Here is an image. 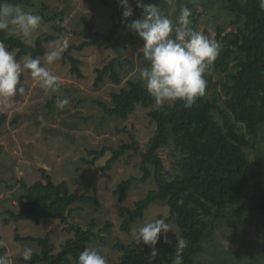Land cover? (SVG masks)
<instances>
[{
  "label": "trees",
  "instance_id": "16d2710c",
  "mask_svg": "<svg viewBox=\"0 0 264 264\" xmlns=\"http://www.w3.org/2000/svg\"><path fill=\"white\" fill-rule=\"evenodd\" d=\"M158 1L143 0V3L155 4ZM0 2L25 5L30 0ZM219 2L222 13L220 16L214 13V16L229 19L236 30L223 34L224 24L215 27L213 39L222 45V51L205 76V96L199 98L191 108H185L182 101L166 102L158 107L140 79L128 80L125 87L112 93L111 105L102 101H97V105L106 116L123 121L137 106L150 109L148 117L154 127L153 135L148 138L143 150H140L139 143L131 135V142H123L117 147L104 146L98 150H88L89 158L83 159L85 163L93 165L107 152H111V157L103 167L108 169L129 151L139 154L141 176L121 181L113 193L123 201L135 181L146 182L150 178H153L156 188L138 200L134 208H125L121 212V230L130 234L131 224L143 218L150 205L165 203L169 207L167 220H176L180 237L187 242L183 250V264H193L195 258L205 250V242L213 239L215 219L231 203L238 204V212L259 215L264 227V170L259 161L249 157V150L256 148L257 143L264 139V10L260 9L259 0ZM213 3L216 2H208L211 8H214ZM46 11L47 6L42 3L35 14L51 23L53 32L57 34L42 33L34 44H29L20 37L7 36L4 31H0V41L4 42L8 50L16 51L17 60L22 56H43L45 44L57 41L65 31L62 27L64 14H47ZM138 18H141V9L136 7L133 0V16L129 22ZM111 21V27L99 33L94 30L95 19L92 17L81 31L74 32L84 40L79 45L70 46L63 59L70 61V70L77 77H82V74L78 61L70 55L72 50L117 40L124 30L133 36L137 35L122 23V12L119 10L113 11ZM109 70L110 78L120 83L114 62H111L98 71L95 86L102 82ZM212 76L216 77L215 81H212ZM217 86L220 87L219 91ZM51 104L49 102V106ZM6 119V114L0 112V126ZM170 143L180 154L177 160L179 172L172 178L165 170L159 154V150ZM41 175L43 180L31 185L22 184L19 209L13 207L7 210L10 219L15 222L31 220L35 223H40L43 218L59 220L64 225L63 231L71 234V237L55 252L49 234L43 237L17 235V240L35 242L40 248L39 252H33L30 261L22 257L18 261L24 264H77L80 253L93 240L102 238L94 230V219L83 228L79 224L68 223L67 217L73 212L72 205L76 202L99 206L98 198L71 191L66 182L55 183L45 169H41ZM110 226L111 223L107 222L101 230L106 231ZM141 245L142 250L117 244L122 255L118 260L107 261V264H150L148 257L151 249ZM156 249L158 255L151 264H171L175 248L161 239ZM3 253L4 249L0 246V254Z\"/></svg>",
  "mask_w": 264,
  "mask_h": 264
},
{
  "label": "rangeland",
  "instance_id": "374dc122",
  "mask_svg": "<svg viewBox=\"0 0 264 264\" xmlns=\"http://www.w3.org/2000/svg\"><path fill=\"white\" fill-rule=\"evenodd\" d=\"M208 2L174 0L170 4L169 0H160L155 5L173 22L177 20L180 9L187 5L192 12L190 27L209 38H214L215 27L219 24L225 25L223 34L235 31L229 19L214 16V13H222L219 0H214V8ZM42 3L47 6V14L62 12L65 16L62 23L65 31L57 41L45 44L46 52L53 46L62 47L59 58L47 64L44 61L45 54L39 57L42 66L59 78L61 87L58 93L49 94L28 71H24L19 85L24 88V92L17 93L13 98L14 106L6 107V101L0 98V112L7 116L0 126V245L12 264H24L18 261L24 248L31 247L33 252H39L40 248L35 242L17 240V235L43 237L49 234L55 252L71 237V234L63 231L64 225L59 220L43 218L40 223H35L31 220L15 222L10 219L7 210L13 207L19 209L22 184L31 185L43 180L41 169H45L55 183L66 182L71 191L98 198L99 206L79 202L73 204L74 210L67 217V222L85 228L94 219V230L102 239L93 240L89 247H97L106 262L115 261L122 255L117 244L143 249L141 244L132 242L131 234L121 230V212L125 208H134L138 200L156 188V184L153 178L146 182L135 181L126 193L125 200L120 201L113 193L117 184L130 177L139 178L142 174L139 170V154L129 151L108 169L103 167L111 157V152H107L93 165L85 163L83 159L89 158L88 150H98L104 146L117 147L123 142H131V135L139 143L140 150H143L144 144L153 135L154 127L148 117L150 109L137 106L123 121L106 116L97 105V101L111 105L112 93L125 87L128 80L140 79V69L147 66V61L139 52L143 41L138 35L133 36L124 30L117 40L72 50L70 55L78 61L82 74L79 78L71 72L70 61L63 59L70 46L79 45L84 40L74 32L81 31L92 17L95 19L94 30L104 32L111 27L113 11L117 9L123 13L124 9L120 7L119 0H30L29 4L21 6L35 13ZM129 4L133 8V0H129ZM45 32L55 33L51 23L42 20L41 27L33 33L29 44H34L35 39ZM17 37L24 40L21 36ZM11 52L16 55V51ZM24 57L18 61L22 63ZM111 62H114L120 83L110 78L109 70L102 82L95 86L98 71ZM211 79L215 81L216 77L212 76ZM217 90H220L219 86ZM57 96L68 98L70 104L59 108L55 102ZM49 102H52L50 106ZM159 154L169 177H174L179 172L177 160L180 154L172 143L161 148ZM249 157L259 161L264 170V139L257 143L256 148L249 150ZM227 207L213 223L212 241L205 242V250L195 258L193 264H264V227L261 217L254 212H238V204L231 203ZM159 215L169 216V207L165 203L150 205L143 218L132 223L131 227L146 223L156 216L159 219ZM107 222L111 223L110 228L102 231ZM167 222L172 227L167 236L174 247L176 238L180 237V229L176 220Z\"/></svg>",
  "mask_w": 264,
  "mask_h": 264
},
{
  "label": "clouds",
  "instance_id": "9594fccd",
  "mask_svg": "<svg viewBox=\"0 0 264 264\" xmlns=\"http://www.w3.org/2000/svg\"><path fill=\"white\" fill-rule=\"evenodd\" d=\"M136 7L141 9V18L131 20L133 8L129 0H119L124 9L122 23L136 33L143 41L139 52L147 61V66L139 71V78L146 91L155 100L158 107L166 102L182 101L185 108H191L199 98L206 94V74L214 65L222 51V45L202 32L190 27L192 12L185 5L175 22L165 15L155 4H144L143 0H134ZM170 4L174 0H169ZM259 7L264 10V0H259ZM42 17L33 11H26L21 5L0 2V31L10 36H21L25 43L31 42L33 33L41 27ZM66 46V44H65ZM63 51L62 47L53 46L44 56L47 64L54 63ZM28 71L36 83L49 94L59 92V78L42 66L40 58L26 56L23 62L18 61L14 54L0 41V98L6 101V107L14 106L13 98L17 93L23 94L20 85L22 72ZM56 105L63 109L70 104L68 98L57 96ZM141 223L130 228L132 242L136 245H147L151 251L149 261L157 255L156 245L161 239L171 243L167 233L171 225L167 217ZM2 246V245H0ZM187 242L183 237L176 238L175 254L171 264H183V250ZM33 249L25 247L22 258L30 261ZM0 264H12L7 253L0 254ZM77 264H107L105 257L97 247H86L79 255Z\"/></svg>",
  "mask_w": 264,
  "mask_h": 264
}]
</instances>
